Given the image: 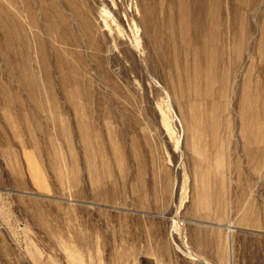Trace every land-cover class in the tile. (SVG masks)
<instances>
[{"label": "rangeland", "instance_id": "rangeland-1", "mask_svg": "<svg viewBox=\"0 0 264 264\" xmlns=\"http://www.w3.org/2000/svg\"><path fill=\"white\" fill-rule=\"evenodd\" d=\"M0 264H264V0H0Z\"/></svg>", "mask_w": 264, "mask_h": 264}, {"label": "bare ground", "instance_id": "bare-ground-1", "mask_svg": "<svg viewBox=\"0 0 264 264\" xmlns=\"http://www.w3.org/2000/svg\"><path fill=\"white\" fill-rule=\"evenodd\" d=\"M181 1V0H179ZM196 9V12H199V11H202L201 8L198 9V8H195ZM181 13H180V17L181 18H184L185 16V11L184 9H181L180 10ZM194 17V22H193V31H194V34L195 36L198 37V35L200 34L201 31L203 30H206L207 33H208V38L211 40L210 42L212 43L213 42V39H214V35H215V22H214V15L212 12H209L208 13V17L206 19V22H202L200 19L197 18L196 15L193 16ZM159 29H167L168 31V43L170 44L171 43V40H172V35H171V32H170V25H163V24H160L159 25Z\"/></svg>", "mask_w": 264, "mask_h": 264}]
</instances>
